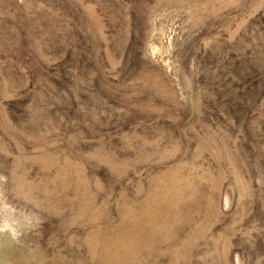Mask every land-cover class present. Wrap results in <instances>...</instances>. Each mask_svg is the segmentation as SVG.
<instances>
[{"label": "rangeland", "instance_id": "1", "mask_svg": "<svg viewBox=\"0 0 264 264\" xmlns=\"http://www.w3.org/2000/svg\"><path fill=\"white\" fill-rule=\"evenodd\" d=\"M0 264H264V0H0Z\"/></svg>", "mask_w": 264, "mask_h": 264}]
</instances>
